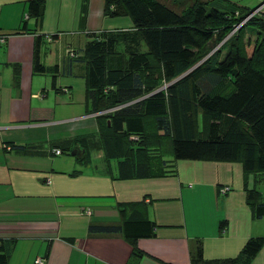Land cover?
Listing matches in <instances>:
<instances>
[{
	"label": "crops",
	"instance_id": "crops-1",
	"mask_svg": "<svg viewBox=\"0 0 264 264\" xmlns=\"http://www.w3.org/2000/svg\"><path fill=\"white\" fill-rule=\"evenodd\" d=\"M43 2L37 19L27 0H0V241H12L7 264H188L198 244L205 259H223L248 237L264 236V219H253L246 204L247 188L262 194L264 173L248 178L238 161L173 160L163 154L165 138L152 134V116L143 123L148 176L118 177L119 159L103 148L109 121L84 96L82 53L89 33L132 23L104 15L105 0ZM36 38L39 63L55 70L33 69ZM73 79L81 81V100ZM74 140L76 147L61 150ZM74 148L80 156L88 149V159L70 155ZM130 219L156 225L153 237L136 240L141 255L120 234L88 232L90 224ZM250 264H264V244Z\"/></svg>",
	"mask_w": 264,
	"mask_h": 264
},
{
	"label": "trees",
	"instance_id": "trees-1",
	"mask_svg": "<svg viewBox=\"0 0 264 264\" xmlns=\"http://www.w3.org/2000/svg\"><path fill=\"white\" fill-rule=\"evenodd\" d=\"M164 1L105 0L104 15L126 16L132 28L87 35L84 96L109 121L106 157L119 159L121 179L148 176L143 123L152 116V134L170 140L173 160L238 161L248 178L264 173V17H247L251 10L245 8H207L204 0ZM43 9V0H27L28 15L40 19ZM37 40L33 69L55 70L39 63ZM263 197L246 189L253 219L264 216ZM155 227L150 220L130 219L90 224L88 232L120 234L141 255L136 240L153 237ZM11 244L0 241V264H7ZM263 244L264 236H251L236 256L211 260L198 244L188 264H250Z\"/></svg>",
	"mask_w": 264,
	"mask_h": 264
},
{
	"label": "rangeland",
	"instance_id": "rangeland-1",
	"mask_svg": "<svg viewBox=\"0 0 264 264\" xmlns=\"http://www.w3.org/2000/svg\"><path fill=\"white\" fill-rule=\"evenodd\" d=\"M206 2V6L207 8H216L217 10H221V11H226V10H230L233 8H245L247 10H251L250 13H248L247 17H250L252 14L254 13H258L261 17H264V0H204ZM166 4L169 5L168 1H164ZM243 22V21H242ZM248 36V32L246 31L245 33V38H247ZM254 36H249V39H253ZM216 47L212 48L208 53L210 54L212 51H214ZM68 56L74 57L76 56L75 51L73 50H68L67 51ZM71 53V54H70ZM72 89H74L75 94H74V99H80L81 100V96H82V85H81V81H79L78 79H73L72 80ZM80 92H78V90H80ZM76 103V102H75ZM146 129L149 130L150 126H146ZM165 141V142H164ZM161 147L163 150V154H167L169 155L170 152V140L166 139L163 140L161 142ZM86 148V147H85ZM88 149H85L84 154L81 156V160L85 161L88 159ZM260 191L262 192V195H264V179L261 180L260 182ZM264 198V197H263ZM264 219V217H262Z\"/></svg>",
	"mask_w": 264,
	"mask_h": 264
},
{
	"label": "water",
	"instance_id": "water-1",
	"mask_svg": "<svg viewBox=\"0 0 264 264\" xmlns=\"http://www.w3.org/2000/svg\"><path fill=\"white\" fill-rule=\"evenodd\" d=\"M198 63L194 64L193 66H191L188 70H186L184 73H182L181 75H179L178 77L174 78L172 81L170 82H173L175 80H177L178 78H180L181 76H183L184 74H186L187 72H189L192 68H194ZM107 124H108V121H107ZM82 152V150L78 149V148H74L72 149L69 153L70 155L72 156H77L79 157L80 156V153Z\"/></svg>",
	"mask_w": 264,
	"mask_h": 264
},
{
	"label": "built area",
	"instance_id": "built-area-1",
	"mask_svg": "<svg viewBox=\"0 0 264 264\" xmlns=\"http://www.w3.org/2000/svg\"><path fill=\"white\" fill-rule=\"evenodd\" d=\"M4 38H5V34L0 33V43L3 42ZM70 54H71V53H70ZM75 54H76V53H75ZM54 153H59V151L56 150ZM227 190H228V187L223 186V187L220 188V193H225ZM34 263H35V264H41V263H42V259H40V258H36V259L34 260Z\"/></svg>",
	"mask_w": 264,
	"mask_h": 264
}]
</instances>
